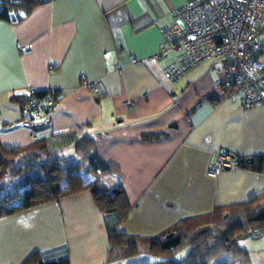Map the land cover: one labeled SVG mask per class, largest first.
Returning a JSON list of instances; mask_svg holds the SVG:
<instances>
[{
  "label": "crops",
  "instance_id": "0c3cea01",
  "mask_svg": "<svg viewBox=\"0 0 264 264\" xmlns=\"http://www.w3.org/2000/svg\"><path fill=\"white\" fill-rule=\"evenodd\" d=\"M190 1L41 0L20 21L0 19V148L42 141L74 163L89 152L98 168L111 167L99 178L111 190L120 185L130 206L119 220L83 190L2 215L0 264H21L33 254L110 264L108 229L159 236L243 220L249 202L264 205V172L242 166L215 177L206 172L217 152L264 155V106L245 108L240 97H225L222 75L211 72L209 61L171 81L163 72L168 57L153 58L159 24L179 25L172 11ZM258 39L264 60V29ZM81 75L100 80L104 92L89 90ZM46 88L54 104L33 116L34 130L10 97ZM161 132L157 141L140 139ZM247 243L248 260L238 264H264V226Z\"/></svg>",
  "mask_w": 264,
  "mask_h": 264
},
{
  "label": "trees",
  "instance_id": "16d2710c",
  "mask_svg": "<svg viewBox=\"0 0 264 264\" xmlns=\"http://www.w3.org/2000/svg\"><path fill=\"white\" fill-rule=\"evenodd\" d=\"M41 3V0H0V19L17 22L27 16ZM45 90H35V95L43 96ZM53 99L54 92L52 91ZM10 99L19 104L22 122L32 125L33 116L28 105L27 94H13ZM55 100V99H54ZM38 114V113H37ZM165 132L147 133L140 136L141 141L159 140ZM85 153V154H84ZM85 161L74 163L57 158L42 141L10 150L0 148V216L9 215L49 201L83 190H88L102 212H115L119 220L127 217L130 206L120 185L115 191L109 189L102 178V173L111 168L107 164L97 167L89 152H83ZM251 160V161H250ZM238 166L264 172V155L249 158H237ZM88 162V165L85 164ZM35 166L42 171V177H25L21 183H14L18 175ZM92 173L91 181H84L81 173ZM17 182V181H16ZM14 183V184H13ZM13 184L12 191H6ZM18 184V185H17ZM16 202V203H15ZM244 210L243 220H225L216 226H202L190 230H169L159 236L142 237L108 229L111 245L107 261L147 253L160 260L140 264H211L215 258H239L245 251L238 245L242 234H253L264 226V205L256 200L249 202ZM255 224L252 230L249 225ZM239 234L235 235V232ZM190 248L183 259H174V253L182 246ZM21 264H69L68 258L42 260L38 254L26 258ZM228 264V263H227Z\"/></svg>",
  "mask_w": 264,
  "mask_h": 264
},
{
  "label": "built area",
  "instance_id": "2783aa9c",
  "mask_svg": "<svg viewBox=\"0 0 264 264\" xmlns=\"http://www.w3.org/2000/svg\"><path fill=\"white\" fill-rule=\"evenodd\" d=\"M172 15L180 24H159L162 41L153 55L155 59L168 57L163 65L167 78L176 81L199 63L209 61L211 72L222 75L225 97H240L245 108L264 106V60L258 39L264 29V0H191ZM19 49L30 52L28 46ZM80 79L89 90L104 92L100 80L87 81L84 75ZM44 90L40 97L35 90L27 92L34 114L54 104L52 90ZM32 139H36L34 134ZM237 166L234 156L217 152L206 172L215 177L222 169Z\"/></svg>",
  "mask_w": 264,
  "mask_h": 264
},
{
  "label": "rangeland",
  "instance_id": "374dc122",
  "mask_svg": "<svg viewBox=\"0 0 264 264\" xmlns=\"http://www.w3.org/2000/svg\"><path fill=\"white\" fill-rule=\"evenodd\" d=\"M51 109V108H50ZM86 165H88V162L85 164V166ZM42 171H40V169L38 168V167H35V166H29L28 168H27V170H24V171H22L19 175H18V177H17V179L14 181V183L16 184V183H21L22 181H23V179L25 178V177H29L30 179L31 178H36V177H42ZM81 177H82V179L84 180V181H89V179H93L94 178V174H92V173H85V172H82L81 173ZM103 180H104V182H106V178H105V176H104V178H103ZM17 181V182H16ZM13 183V184H14ZM13 184H9L8 186V188L7 189H5L6 191H12L13 189H14V187H13ZM17 184V185H18ZM16 203V202H15ZM236 234H239V232L237 231V232H235V235ZM243 235L244 234H242L241 235V237H240V239L238 240V245L240 246V248L242 249V250H244L245 251V253L241 256V257H239V258H229L228 259V261H226L227 259L226 258H215V259H213V261L211 262V264H220V263H223V262H225V263H228V264H238V262H242L243 261V263H244V261H246V260H248V254L249 253H247V251L245 250L246 248V246H247V242H248V237H245V238H242L243 237ZM190 251V248L187 246V245H182V246H180L177 250H176V252L174 253V259H183V258H185L186 256H187V254H188V252ZM137 256V255H136ZM136 256H132V257H127V258H123V259H118L119 260V262L118 263H113V262H117V261H115V260H111L110 261V264H131V262H132V260L133 261H137L138 263H143V262H146L147 263V261H149V262H153V261H157V260H160V258H158V257H153V256H149L148 257V259H146L147 258V255L145 256V255H139V257L137 258ZM142 257H144V258H142ZM220 262V263H219Z\"/></svg>",
  "mask_w": 264,
  "mask_h": 264
},
{
  "label": "water",
  "instance_id": "95a60500",
  "mask_svg": "<svg viewBox=\"0 0 264 264\" xmlns=\"http://www.w3.org/2000/svg\"><path fill=\"white\" fill-rule=\"evenodd\" d=\"M251 161V160H250ZM113 191H115V189H113ZM250 235V233H246L245 235H243L242 238L248 237Z\"/></svg>",
  "mask_w": 264,
  "mask_h": 264
}]
</instances>
